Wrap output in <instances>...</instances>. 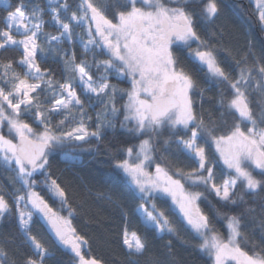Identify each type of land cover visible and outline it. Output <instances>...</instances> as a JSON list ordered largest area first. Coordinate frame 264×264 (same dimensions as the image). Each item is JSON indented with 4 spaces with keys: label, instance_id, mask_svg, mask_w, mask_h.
<instances>
[{
    "label": "snow or ice",
    "instance_id": "obj_1",
    "mask_svg": "<svg viewBox=\"0 0 264 264\" xmlns=\"http://www.w3.org/2000/svg\"><path fill=\"white\" fill-rule=\"evenodd\" d=\"M2 2L11 7L8 0ZM47 2L50 21H45L44 9L39 6L25 11L27 6L19 4L7 11L5 28L0 29V50L21 49L18 63L25 69L21 76L11 60L0 61V166L14 170L24 189L15 200L19 225L25 241L32 246L37 257H27L24 264H44L52 255L31 233L34 212L50 225L59 243L74 254L77 264H103L90 254L88 240L72 225L75 210L68 203L65 188L55 179L43 182L50 196L60 203V211H57L35 191L37 183L33 177L48 166V156L56 148L87 143L91 138L99 140L102 129L114 128L106 118L108 115L115 118L119 111L115 96L123 90L110 82L111 74H115V78L131 77L132 90L127 93L128 103L124 106L129 115L124 119L126 123L133 121L135 126L126 130L146 137L138 145L128 147L126 158L118 160L115 165L128 177L140 199L146 202L136 209L145 227L158 233L176 232L167 215L152 201V197L160 193L171 197L187 226L202 241L200 249L207 251L215 264H229L230 261L264 264V248L251 245L243 231L246 212L253 209L226 216L228 236L224 238L214 228L210 216L200 208L198 202L204 194L185 187L186 184L192 188L203 186L220 201L231 205L245 202L244 196L237 193L238 185H243L244 192L254 197L264 193V179L253 175V171L259 170L264 177V127L259 126L264 125V110L258 116L253 111L249 91L253 85L255 91L264 90V64L249 65L247 57H242L236 61V77L230 78L217 60L213 47L197 31L196 16L189 8L192 0H127L119 8L107 5L103 0H79L75 11L71 10L68 0ZM256 5L258 19L264 26V0H256ZM202 13L206 21L217 17L220 13L217 0H207ZM48 22L56 27V34L44 31ZM41 38L47 48L40 43ZM77 41L85 53L99 49L109 59L95 60L94 64L87 59L77 62L71 47L67 50L52 47L64 42L71 46ZM192 43L198 46L192 48ZM174 46L187 48L189 56L206 66L211 76L228 83L232 95L229 98L221 93L220 107L252 127L245 131L240 123H235L228 134H215V126L206 123L193 107L192 93L199 86L193 74L180 66ZM57 53L63 54L61 59L66 74L63 83L55 80L50 70L42 69L37 60L38 54L41 59H46L49 54ZM93 66L97 69L95 76L91 72ZM253 73L259 76V80ZM77 87L81 89L80 93L76 91ZM41 94L45 95L42 97ZM142 95L145 98H141ZM93 100L104 105L105 111L96 114V129L90 130L92 117L86 110L85 101L95 108ZM56 116L63 118L53 124ZM24 117L31 118L42 130L34 129ZM5 125L7 135L4 134ZM166 128L180 129L185 133L175 142L197 167L186 171L155 162V138ZM9 137H14L15 142ZM208 143L215 146L223 164L234 173L220 183L216 182L214 165L204 146ZM153 165L155 171L150 172L148 169ZM21 204L30 207L31 211L22 210ZM65 210L67 217L61 215ZM9 211L8 201L0 195V217ZM260 227L264 233V214ZM261 238L264 239V234ZM121 240L130 256L140 257L148 251L147 241L136 231L129 232L126 226ZM242 244L251 247V253ZM168 247L171 248L170 243ZM86 252L89 254L85 255ZM7 257V251L0 247V264H4ZM131 264H139V261L132 260Z\"/></svg>",
    "mask_w": 264,
    "mask_h": 264
},
{
    "label": "trees",
    "instance_id": "obj_2",
    "mask_svg": "<svg viewBox=\"0 0 264 264\" xmlns=\"http://www.w3.org/2000/svg\"><path fill=\"white\" fill-rule=\"evenodd\" d=\"M8 2L11 7L0 3V29L5 28L7 11L19 4L27 6L25 11L39 6L44 9L45 21H50L47 0H8ZM68 2L71 5V10L75 11L79 0H68ZM206 2L207 0H192L189 8L194 11L196 16L198 33L213 47L217 60L229 73L230 78L236 77L238 73L236 61L241 60L242 57H247L249 65L264 64V26L258 19L256 2L254 0H217L220 13L211 21H206L203 17L202 9ZM103 3L119 8L120 5L126 4L127 0H103ZM120 10L123 9L120 8ZM61 18H64L63 14ZM110 18H112L111 15ZM44 31L56 34L57 29L51 22H48L44 25ZM76 31H82V29H76ZM13 34L16 35V32ZM40 43L44 44L46 48L48 47L42 38ZM197 46L196 43L191 45L192 48ZM52 47L66 50L71 47L75 51L77 62L87 59L89 63L94 64L95 60L108 58L99 49L85 53L78 41L71 46L64 42L60 45L53 44ZM173 51L179 57L180 66L192 73L197 81L199 89L192 93L193 107L206 123L210 122L215 126V134H228L235 123H240L241 128L245 131L248 127H252L251 124L245 125L240 122L234 114L227 113L220 107L218 101L221 93L229 98L232 95L227 82L219 81L211 76L206 66L194 61L189 56L187 48L174 46ZM62 55V53L49 54L46 59H41L39 54L37 56L41 68L50 70L54 79L61 83L66 78ZM21 56L22 50L19 48L9 47L7 50H0V61L11 60L15 70L23 76L25 69L18 63ZM253 56L256 59H253ZM91 72L95 76L97 69L93 66ZM111 75L113 78L110 82L118 89L123 90L117 92L115 96V104L119 110L115 118L111 115L106 118L112 122L114 128L102 129L99 140L91 138L87 143H72L56 148L49 154V164L44 172L34 175L33 178L37 182L35 189L53 209L60 211L59 201L50 196L43 182L47 179H55L65 188L68 203L75 210L71 217L72 225L79 234L84 235L88 240L90 254L102 260L103 264H131L132 260H138L139 264H154L156 261L161 264H214L212 256L207 251L200 249L199 245L202 241L187 226L169 197L155 194L152 201L155 202L158 209L167 215L176 229L175 233H158L153 228H147L137 214L138 205L146 202L140 199L128 177L115 165L118 160L126 158L125 150L128 147L138 145L146 137L136 136L128 132L127 128L121 127L125 122L124 104L129 81L125 77L115 78L114 74ZM253 75L256 80H259V76H256L255 73ZM253 89L254 85L249 89L251 106L258 116L264 110V103H261L264 100V90L255 91ZM76 91L80 93L81 89L77 87ZM41 95L43 97L45 94ZM81 99L84 97L81 96ZM93 103L96 104L95 108L85 101L86 110L92 117V121L89 122L90 130L96 129V114L105 111L104 105L95 100ZM62 118L60 116L53 117V124ZM24 119L33 128L42 129L31 118L24 117ZM259 126L264 127V125ZM184 135L185 133L180 129H164L162 135L155 138L153 152L155 162L161 163L165 167L171 165L183 168L186 171L197 167L194 161L193 164H189L190 158L175 142L178 136ZM165 140L168 143H164ZM204 146L208 152L209 160L214 165L216 182L228 178L229 175H234L223 164L214 145L208 143ZM253 175L258 179H264L259 170L253 171ZM185 186L189 190L204 194L198 202L200 208L210 216L214 228L224 238L228 236L225 217L253 209L252 212H246L243 231L248 235L251 245H260V248H264V239L261 238L264 233L260 227V220L264 214V199L261 197L264 196V193L254 197L244 192L243 185H238L237 193L244 196L245 202L231 205L220 201L214 193L203 186L194 188L187 184ZM23 192L24 189L18 182L15 171L0 166V195H4L10 205V211L0 217V247H3L8 253L4 264H13V262L14 264H24L25 259L29 256L37 258L32 246L24 239L17 216L14 200ZM217 212L220 215H217ZM61 215L66 217L68 213L65 210L61 212ZM125 226L129 232L136 231L147 241L148 251L143 256H130L122 244L121 233ZM30 230L52 253L45 259L44 264H77L74 254L59 243L50 225L40 214L33 215ZM169 243L171 248L168 247ZM242 247L245 246L242 244ZM260 248L256 250L259 251ZM245 250L251 253L253 249L245 247ZM88 254L85 253V255Z\"/></svg>",
    "mask_w": 264,
    "mask_h": 264
},
{
    "label": "rangeland",
    "instance_id": "obj_3",
    "mask_svg": "<svg viewBox=\"0 0 264 264\" xmlns=\"http://www.w3.org/2000/svg\"><path fill=\"white\" fill-rule=\"evenodd\" d=\"M255 2H256V0H254ZM0 3H2V4H4L3 2H2V0H0ZM9 3V2H8ZM5 5V4H4ZM140 6V5H139ZM13 32H15V30H13ZM17 38H20V37H17ZM106 59H109V57L108 58H106ZM115 75V74H114ZM121 77H125V78H127L128 79V81H129V87H128V89L126 90V98H125V104H124V106L128 103V95H127V93L128 92H130L131 90H132V80H131V77L130 76H128V75H123V76H121ZM141 98H145L143 95H142V97ZM124 110H125V107H124ZM125 112H126V110H125ZM126 115H129V113H127L126 112V114H125V116ZM135 126V124H134V122L133 121H128L127 123L126 122H124V127L125 128H133ZM35 129V128H34ZM166 129H168V128H166ZM37 130V129H36ZM42 130V129H41ZM41 130H37V131H41ZM4 134L5 135H7V127H6V125H5V128H4ZM9 138H11V139H13L14 140V142H15V138L14 137H9ZM181 147V146H180ZM182 149V148H181ZM194 160H192V159H190L189 160V164H193L194 162H193ZM14 167V166H13ZM150 172H154L155 171V168H154V165L152 166V167H150L149 169H148ZM41 172H44V170H42ZM221 181H218L217 183H220ZM37 183V182H36ZM186 187V186H185ZM35 191H37L36 189H35ZM190 191H195V190H190ZM157 194H160V193H157ZM161 195H163V194H161ZM168 197V196H167ZM170 199H171V197H169ZM15 200H16V198H15ZM14 200V201H15ZM172 201V200H171ZM173 202V201H172ZM16 204V203H15ZM175 205V204H174ZM175 207H176V209H177V211H178V213L182 216V214L179 212V210H178V208H177V206L175 205ZM20 208L22 209V210H25V211H31V208L29 207V208H25L24 207V205L23 204H21L20 205ZM28 209V210H27ZM16 211H17V216H18V210H17V205H16ZM34 214H36L35 212L33 213V215ZM39 214V213H38ZM41 216V215H40ZM42 217V216H41ZM66 217H67V215H66ZM43 218V217H42ZM183 218V217H182ZM44 219V218H43ZM19 220V219H18ZM45 220V219H44ZM185 221V220H184ZM186 222V221H185ZM213 258V257H212ZM213 262H214V258H213ZM214 264H215V262H214ZM229 264H235V262L234 261H230L229 262Z\"/></svg>",
    "mask_w": 264,
    "mask_h": 264
}]
</instances>
